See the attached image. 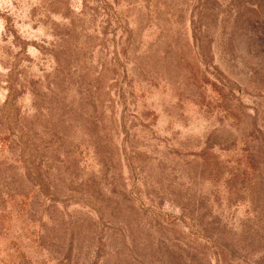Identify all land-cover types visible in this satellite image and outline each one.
Masks as SVG:
<instances>
[{"label":"rangeland","instance_id":"obj_1","mask_svg":"<svg viewBox=\"0 0 264 264\" xmlns=\"http://www.w3.org/2000/svg\"><path fill=\"white\" fill-rule=\"evenodd\" d=\"M0 264H264V0H0Z\"/></svg>","mask_w":264,"mask_h":264}]
</instances>
